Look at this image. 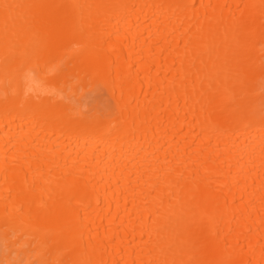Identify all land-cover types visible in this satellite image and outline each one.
Here are the masks:
<instances>
[{"label": "bare ground", "instance_id": "1", "mask_svg": "<svg viewBox=\"0 0 264 264\" xmlns=\"http://www.w3.org/2000/svg\"><path fill=\"white\" fill-rule=\"evenodd\" d=\"M0 264H264V0H0Z\"/></svg>", "mask_w": 264, "mask_h": 264}]
</instances>
